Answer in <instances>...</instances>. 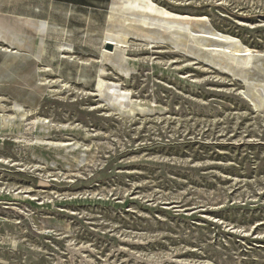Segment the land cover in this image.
<instances>
[{"label":"rangeland","instance_id":"374dc122","mask_svg":"<svg viewBox=\"0 0 264 264\" xmlns=\"http://www.w3.org/2000/svg\"><path fill=\"white\" fill-rule=\"evenodd\" d=\"M111 1L0 0L1 15L49 21L39 71L0 43V118L42 117L0 132V264H264V107L165 45L131 42L100 80ZM152 1L240 41L264 80V0Z\"/></svg>","mask_w":264,"mask_h":264},{"label":"bare ground","instance_id":"6f19581e","mask_svg":"<svg viewBox=\"0 0 264 264\" xmlns=\"http://www.w3.org/2000/svg\"><path fill=\"white\" fill-rule=\"evenodd\" d=\"M21 14H20V16H13V15L5 16V15L0 14V43H2L3 45H6V47L9 46L11 49L15 50L13 52L15 55H17L18 53H23L25 56L26 55L31 56L33 61H36V64L34 65L36 68V71L37 70L39 71L40 65L38 63H40L42 61L45 53L47 52L46 51L47 50L46 49V45H47L46 38H47V32H48V27H49V23H48L49 21L43 20L42 18H41L42 20H38V19L36 20V19H33L34 17L33 18L21 17L22 16ZM23 16H25V15H23ZM105 18H106V25H105L104 31L101 35L100 40H102V41L99 44V50H100V57H99L100 62L99 63H100V65L98 68V78L100 80H103V81L105 80V76L107 74V69H106V64H105L106 62H114L115 60L119 61V62H122L124 60L126 61V56H128V55H126V48H129L128 46L131 42H137L139 44H143L150 49L157 47V45H161V46L165 45L167 47H172L175 50H180V52L182 51V52L186 53L187 55H189L190 58L192 57L195 60L204 62L208 66L215 68L219 72L228 73V74H231L232 76H236V77L241 78L244 81L245 86H246V92L244 93V95L248 99H250V101L255 105V108L264 107V80L258 79V80L253 81V77L251 74V69H252V66L254 65L253 60H254L255 56L250 52L251 51L250 49L248 50L246 47H244L241 44L240 41L236 40L235 38L228 36V35L217 34L215 30H212L210 28L207 20H199L198 19V20L191 21L192 19L189 20L190 18L188 20H180V19L176 18V16L166 12L162 8L155 5L152 0H112L110 3L109 12L107 14V17H105ZM182 19H184V18H182ZM49 20H51V19H49ZM52 22H50V23H52ZM56 27H55V29H56ZM62 31H65V30L62 29ZM57 33H59V32H57ZM85 33H87V31ZM60 34H61V32H60ZM62 34H64V32ZM61 41H63V37L60 39L59 42L56 41L57 43H56L55 48H57V50H58V51H56V53L58 52L59 53L58 55L61 56V58H67L68 59V57L71 54H74L73 50H72V46L67 45ZM111 49H113V50L111 51ZM168 50H170V49L168 48ZM131 51H133V50L131 49ZM46 54H48V53H46ZM72 56H74V55H72ZM256 56H259V55H256ZM11 59L12 58H10V60ZM75 60H77V59H75ZM14 61H16V60H14ZM43 61H44V59H43ZM68 61H69V59H68ZM17 62H19V60ZM46 62H47V60H46ZM20 63H21V61H20ZM78 65L80 66L79 63H78ZM31 68H32V66H31ZM17 69H19V68L17 67ZM13 72H15V71H13ZM18 74L21 75V73H18ZM13 76H11V77H13ZM38 77H39V79L38 78L37 79L41 83L45 79V77H47V76H45L44 72H42V73L38 72ZM33 81H34V79H33ZM22 82H23V80H22ZM14 83H15V81H14ZM14 83H13V85H14ZM32 83L29 84V82L26 81L23 83V85L30 87V85L32 86ZM1 84H2V82H1ZM15 84H17V83H15ZM35 84H36V81H35ZM41 85L42 84H40V86ZM33 86L34 87H32V88H36L35 85H33ZM60 86L61 85H59V87ZM15 89H18V88H15ZM42 89H44V88H42ZM61 89H62V86H61ZM39 91H40V89H39ZM23 95H24V93H23ZM25 96L26 95H24V97ZM38 96H39V94H38ZM18 99L19 98H17V100ZM28 99H30V98H28ZM106 99L107 98H105V100ZM17 100L13 99V102L11 103L12 107L15 109H22L24 104L22 105ZM24 102H26V101H24ZM35 102L36 101H34L33 104ZM36 105H37V102H36ZM3 108H5V107H3ZM25 109H27V108H25ZM35 113L32 117L30 116V118H28L27 111H25L24 109L20 113L13 112L12 114H10L9 116H6V117L1 115L2 117L0 118L1 119L0 120V132L2 134H5L7 132H11L12 126L16 125L17 123H18V125L20 123H25L28 120H31L33 125H37V123L41 121L42 117L40 116L41 117L40 119L37 118L38 116ZM17 119H18V122L16 123ZM42 140L43 139H41V141ZM20 141H22V140H20ZM33 142H34V140H33ZM38 142H40V141H38ZM41 143H43V142H41ZM77 146H79V145L77 144ZM58 155H59V153H58ZM76 155H78V154H76ZM76 159L77 158H75V160ZM79 160H81V162H82L83 159L81 158Z\"/></svg>","mask_w":264,"mask_h":264}]
</instances>
